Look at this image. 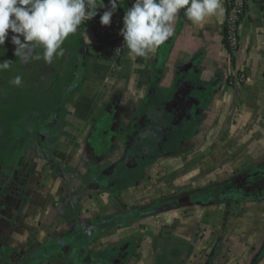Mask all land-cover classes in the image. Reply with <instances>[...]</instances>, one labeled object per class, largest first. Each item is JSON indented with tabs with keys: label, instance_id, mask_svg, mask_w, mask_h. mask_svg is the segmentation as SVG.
<instances>
[{
	"label": "crops",
	"instance_id": "0c3cea01",
	"mask_svg": "<svg viewBox=\"0 0 264 264\" xmlns=\"http://www.w3.org/2000/svg\"><path fill=\"white\" fill-rule=\"evenodd\" d=\"M227 2L198 25L182 9L148 59L127 50L117 66L88 31L66 39L61 68L42 60L35 92L77 63L21 128L0 124V264H264V193L135 218L187 182L264 192V8L248 5L230 53Z\"/></svg>",
	"mask_w": 264,
	"mask_h": 264
},
{
	"label": "clouds",
	"instance_id": "9594fccd",
	"mask_svg": "<svg viewBox=\"0 0 264 264\" xmlns=\"http://www.w3.org/2000/svg\"><path fill=\"white\" fill-rule=\"evenodd\" d=\"M122 0H109L110 9L100 17L102 25H109ZM104 7L102 0H0V46L5 44L11 30L14 55L26 59L36 47L43 49V59L51 64L54 58L64 55L62 45L80 30V25L95 17L97 9ZM183 9L193 24L223 14L221 0H134L123 16L120 35L130 55L148 59L174 34L173 24ZM23 38V42L22 39ZM85 44L89 38L83 32ZM14 62H0V72L11 69ZM10 83L19 87L22 77L15 76Z\"/></svg>",
	"mask_w": 264,
	"mask_h": 264
},
{
	"label": "rangeland",
	"instance_id": "374dc122",
	"mask_svg": "<svg viewBox=\"0 0 264 264\" xmlns=\"http://www.w3.org/2000/svg\"><path fill=\"white\" fill-rule=\"evenodd\" d=\"M88 32V31H87ZM90 32V31H89ZM73 37V35H70ZM69 36V37H70ZM69 37L67 39H69ZM70 37V38H71ZM23 39V38H22ZM74 39H77V37H74ZM23 42V40H22ZM77 42V41H76ZM8 43V39H6L5 44L3 46H0V57L1 55H4L3 53L6 52V44ZM9 55H7L8 59L10 61H14L15 55L14 52L8 51ZM34 50H30L28 52L26 59L20 58V64L22 67L26 68L28 66V63L32 61V53ZM69 60L65 64V69L60 73V75H57L56 73L50 72V75H48V78L45 82L46 87L41 86L36 88V92L33 91V87H36L37 80H34L35 78L41 77V79L44 78V73L46 72V65L38 64L36 68L33 69V66L30 68V71H22L17 70L11 74L9 77V82L17 75H20L22 77V85L20 86L21 91L17 92L16 89L9 87L7 81L0 82V124H4L7 122H20L22 116H25L30 113L37 112L39 109V105H43L42 103L39 104L41 101L39 98L44 95L43 90L47 91L48 93H59L61 94V91L63 88L72 81L73 79V71H74V65L77 63V59L75 56H71V58H68ZM50 69L53 70L51 67V64L47 63ZM48 70V69H47ZM42 73V74H41ZM52 73V74H51ZM46 77V76H45ZM17 127H22V122L17 125ZM20 130V129H19ZM13 134L17 135L19 134L18 129L13 128ZM18 136V135H17ZM15 136V137H17ZM221 189L219 190V193L216 198H222L223 200H229V201H241L240 196L237 194V192H229L228 190L224 191L225 189L222 188V184L219 185ZM219 187V188H220ZM199 185L190 184L189 182L186 183V186L178 187L177 191L185 192V191H193L198 190ZM176 194V193H175ZM238 196V197H237ZM240 197V198H239ZM251 197L255 196H249L248 198L252 199ZM247 199V198H246ZM190 257V256H189ZM188 257V259H189Z\"/></svg>",
	"mask_w": 264,
	"mask_h": 264
},
{
	"label": "built area",
	"instance_id": "2783aa9c",
	"mask_svg": "<svg viewBox=\"0 0 264 264\" xmlns=\"http://www.w3.org/2000/svg\"><path fill=\"white\" fill-rule=\"evenodd\" d=\"M102 2L104 7L98 8V14L82 23L80 29L84 30V32L91 31L93 45L98 50L100 57L119 66L128 50L124 46L123 37L120 35V31L123 28V19L119 18V15L113 14L111 23L107 26L102 25L100 23V17L104 11L109 10L104 0ZM127 2L128 6L131 7L134 0H127ZM250 3L259 4L264 8V0H228L225 27L227 29L226 37L228 46L225 48L230 53H236L240 48L239 28ZM237 77L239 83L244 81V76L237 75Z\"/></svg>",
	"mask_w": 264,
	"mask_h": 264
},
{
	"label": "trees",
	"instance_id": "16d2710c",
	"mask_svg": "<svg viewBox=\"0 0 264 264\" xmlns=\"http://www.w3.org/2000/svg\"><path fill=\"white\" fill-rule=\"evenodd\" d=\"M104 2H105V5L108 6V8L110 9L109 0H104ZM127 7H129L127 0H122L121 6L118 5L116 11L114 12V15L117 14V15H119V18L123 19V16L125 14V11L127 10ZM227 10H228V2H227ZM226 30L227 29L225 28V32H224V37H225L224 45H225V47L228 46L227 37H226ZM83 32H84V30L80 29L76 34L82 35ZM11 35H13V33H11V30H9L8 43L6 44V46H7L6 52L3 53L4 55H1L0 62H3L4 60H10L7 57V55H9V53H7V49H9L11 52L12 51L15 52V45H13L11 43ZM21 39H22V37H21ZM62 47L65 50V46L62 45ZM42 51H43V49L41 47H36L35 48V54H34V56L32 58V61L29 63V65L26 67V69L30 67V64L31 65H38V64H40L42 62L43 59H35V57L37 55H42ZM65 51H64V55H65ZM64 55L62 57L54 58V60L51 63V65H53L56 68L57 67L61 68L64 65V62H65ZM15 59L16 60L13 61L14 63L12 64L10 70L0 72V82L6 81L14 71L24 70L25 69L20 64V58L15 56ZM43 62H45V61L43 60ZM213 190H214V187H210L208 189L209 196L207 194L201 195V197L199 198L200 202H197L198 203L197 206H200V207H205L207 205H209V206H217L219 203H223L222 202V198L220 199V198H216L215 196H213V193H211V192H213ZM248 190L249 191L254 190V192H255L256 191L255 185L253 184L251 187L249 186ZM258 199L261 200V199H264V197H261V198H258ZM223 201L226 204L227 203H231V201H229V200H225L224 199ZM251 201H254V200L252 199ZM177 204H178V201L164 203V204L156 206L154 211L152 210V212H149V207H148L149 205L145 204V203L144 204L142 203V204L139 205V210H140L139 214L140 215L136 216L135 218H136V220L137 219L138 220H141V219L143 220V219L152 217L154 215H160V214L168 213L170 211L178 209L179 207H181L183 205V203H181V202L178 205ZM129 212H135V210H133V211L129 210ZM135 218H134V220H135ZM214 255L215 254L213 253V257H214Z\"/></svg>",
	"mask_w": 264,
	"mask_h": 264
},
{
	"label": "flooded vegetation",
	"instance_id": "af4514ba",
	"mask_svg": "<svg viewBox=\"0 0 264 264\" xmlns=\"http://www.w3.org/2000/svg\"><path fill=\"white\" fill-rule=\"evenodd\" d=\"M34 50V49H33ZM33 54V53H32ZM33 56V55H32ZM237 80V79H236ZM237 82V81H236ZM235 82V83H236ZM189 89V88H188ZM192 151H190L189 150V148H188V153L187 154H190ZM181 155V154H180ZM182 155H183V153H182ZM180 156V157H183V156ZM168 158H171L170 156L168 157ZM188 183V182H187ZM251 184V183H250ZM250 184H248V182L247 181H241V179L240 178H238V179H234V180H232L229 184H227V185H225V186H222V188L223 189H225L224 191H226V190H228L229 192H237V194L240 196V197H243V195L244 194H246V196H248V195H250V196H259V195H261V194H263L264 192H262V193H260V191H255V193L254 192H251V191H249L248 190V188H249V186H250ZM145 185V184H144ZM183 186H186V183H183L182 184ZM182 185L181 186H179V187H182ZM127 187V186H126ZM129 188H132L133 186H128ZM212 187H214V190H213V192H211V193H213V196H217L218 195V193H219V190L221 189V187L219 188V187H216V186H212ZM210 187H206V188H204V189H202L201 191H200V193H198V194H196V193H194L193 191H185V192H181V193H179V192H177L176 193V195H175V197H173V198H171V199H169V200H165V201H163V202H160V203H157V204H153V203H148V202H143V204L145 203V204H148L149 206V212H152V210L154 211L155 210V208H156V206H158V205H161V204H164V203H169V202H176V201H178V204L181 202V203H183V205L181 206V207H179L178 209H175V210H179V209H182V208H186V207H191V206H197V202H200L199 201V198L201 197V195H204V194H207L208 196H209V192H208V189H209ZM203 191V192H202ZM238 197V196H237ZM239 197V198H240ZM263 197V196H262ZM261 198V197H260ZM224 203V202H223ZM142 204V203H141ZM177 204V205H178ZM201 204V203H200ZM219 205V204H218ZM200 207V206H199ZM175 210H173V211H175ZM170 212H172V211H170ZM139 213H140V211H139ZM169 213V212H168ZM165 214V213H164ZM214 251V250H213ZM213 251L209 254L210 255V257L209 258H211V255H212V257H213ZM208 255V256H209Z\"/></svg>",
	"mask_w": 264,
	"mask_h": 264
}]
</instances>
